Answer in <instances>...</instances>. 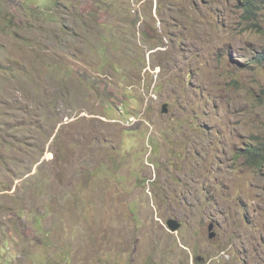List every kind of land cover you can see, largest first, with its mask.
Listing matches in <instances>:
<instances>
[{"label": "rangeland", "instance_id": "obj_1", "mask_svg": "<svg viewBox=\"0 0 264 264\" xmlns=\"http://www.w3.org/2000/svg\"><path fill=\"white\" fill-rule=\"evenodd\" d=\"M247 1L0 0V264H264Z\"/></svg>", "mask_w": 264, "mask_h": 264}, {"label": "trees", "instance_id": "obj_2", "mask_svg": "<svg viewBox=\"0 0 264 264\" xmlns=\"http://www.w3.org/2000/svg\"><path fill=\"white\" fill-rule=\"evenodd\" d=\"M252 2L248 1V10L251 9ZM264 60L263 56H258L257 61L260 63ZM261 64V63H260ZM243 156L245 157V162L248 165L258 167L264 166V142L259 144H252L245 149L243 152Z\"/></svg>", "mask_w": 264, "mask_h": 264}, {"label": "water", "instance_id": "obj_3", "mask_svg": "<svg viewBox=\"0 0 264 264\" xmlns=\"http://www.w3.org/2000/svg\"><path fill=\"white\" fill-rule=\"evenodd\" d=\"M163 113H167L169 111L168 109V105L165 103L163 104V109H162ZM167 224H168V227L172 230V231H177L178 229H180L182 227V222L179 221L177 218H169L167 220ZM214 227V222H211L210 223V230ZM216 236V233L215 232H210L209 233V238H212L214 239Z\"/></svg>", "mask_w": 264, "mask_h": 264}, {"label": "clouds", "instance_id": "obj_4", "mask_svg": "<svg viewBox=\"0 0 264 264\" xmlns=\"http://www.w3.org/2000/svg\"><path fill=\"white\" fill-rule=\"evenodd\" d=\"M248 1H249V0H248ZM248 1L245 3V11H246V12H249V13H253V7H254L255 4H254L253 0H250V1L252 2V5H251V9L248 10ZM260 63H261V65L264 66V60L261 61Z\"/></svg>", "mask_w": 264, "mask_h": 264}, {"label": "flooded vegetation", "instance_id": "obj_5", "mask_svg": "<svg viewBox=\"0 0 264 264\" xmlns=\"http://www.w3.org/2000/svg\"><path fill=\"white\" fill-rule=\"evenodd\" d=\"M213 222V221H212ZM209 226H210V224H209ZM209 226H208V229H209ZM214 226H215V224H214ZM214 228V227H213ZM216 237V236H215Z\"/></svg>", "mask_w": 264, "mask_h": 264}]
</instances>
